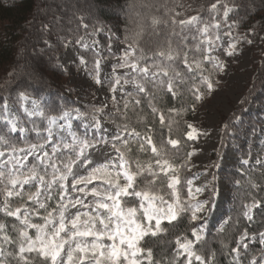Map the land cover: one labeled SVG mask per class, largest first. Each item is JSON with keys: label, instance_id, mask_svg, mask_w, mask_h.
<instances>
[{"label": "trees", "instance_id": "16d2710c", "mask_svg": "<svg viewBox=\"0 0 264 264\" xmlns=\"http://www.w3.org/2000/svg\"><path fill=\"white\" fill-rule=\"evenodd\" d=\"M186 1H190L191 11L183 19V16L177 13L178 0H57L54 4L49 0H0V136L8 141L7 144L0 142V147L11 150L12 146L24 148L29 144L44 142L43 137L47 136L45 131L47 118L60 116L63 111L75 112L76 108H79L85 115H96V108L74 100L71 92L65 87L67 74L59 65L57 56L69 39L78 41L89 30L115 24L121 37L130 43L133 42L137 32L141 33L133 61L135 57L141 55L140 49H143V54L147 58L138 62L149 66L152 71H158L157 68L151 67L156 64L165 67L169 76L175 80L176 86L173 91L178 94L172 95L164 85H159L158 80L152 81L150 76L146 80L144 74L135 73L130 77L139 84H144L146 90L128 92L125 96L126 102H120L117 112L105 114V118L118 130H123L124 125H127L129 131L135 129L136 132L141 133V136L150 135L157 146L162 140L166 141L169 138L181 140L178 151L173 150L170 145L167 147L172 162L176 165H185L180 168L181 183L177 187L181 197L186 200L188 188L186 181L192 177L189 169L191 161L187 154L191 153L195 142L189 139L186 133L189 131L192 112L199 106V101H194L189 89L193 83L200 86L202 92L205 91V87L200 81L201 70H195L193 65L194 71L190 72L182 56L168 61L153 53L166 49L168 41H171L174 49L188 53L189 64L193 60H203L204 75H210V78L214 79L218 76V71L213 70L212 62L203 59L207 49L204 29L207 28L208 35L215 40L214 17L216 15L219 20H223L224 11L230 6L232 9L227 19L237 22L240 29L247 31L249 28H254L264 32V0ZM216 3H218L217 9L213 10L211 6ZM132 12L135 14L134 17L130 16ZM192 16L198 19L192 23H180V21H189ZM153 18H157L160 22L153 25ZM82 53L88 61L89 68L95 74L97 56L93 51ZM175 72L181 73L182 78L187 82L181 83L180 79L175 77ZM193 76L195 80L192 79ZM158 79L166 82L168 77L159 74ZM113 82L114 80L111 79L108 83ZM154 83L157 86L154 87ZM21 93L40 101L41 111L45 115L32 117L26 115L22 110ZM246 96L241 109L227 119L222 148L232 137L230 131L234 126L236 127L237 117H249L250 122L255 124L253 117H247L245 108L252 102L264 103V53L254 83ZM137 100L139 104L136 103ZM8 102L14 108L20 127L27 129L26 136L11 131V125L5 120L4 106ZM126 103L127 107H125ZM193 103L195 107L191 108L190 105ZM153 107L157 112H153ZM170 109L177 111L170 112ZM160 114L165 117L163 123L159 119ZM172 121L176 123L172 124L170 133L168 125ZM74 133L82 139L100 140L96 135L84 130L82 123L79 122L75 123ZM129 139L132 151L127 152L126 157L138 158L141 162H152L154 170L158 171L151 151L140 152L135 142L137 138ZM118 148L124 151L122 143L118 144ZM259 151L264 153V145L259 146ZM247 156L248 150L245 146L242 157ZM69 157L74 159L75 152L63 148L62 152L56 155L54 163L60 162L59 168H62ZM33 164L37 166L38 172L44 175L45 167L36 159L31 161L25 172L28 174ZM221 171L225 172L223 178L231 185L233 204L228 211V219L222 231L215 230L204 235V240L196 245V250L204 255L206 260L210 259V253L214 252L215 258L212 264H253L255 256L264 250V243L261 240H253L255 242L251 244L247 253L244 252L242 260L237 259L233 249L237 248L243 234L258 235L264 232V164L248 166L243 163L238 168L227 171L221 169ZM47 172L49 174L52 172L51 167ZM50 177V175L45 176L47 179ZM6 183L4 180V187ZM137 184L142 186L143 179L138 178ZM34 191L36 187L32 186L24 193ZM165 198L168 199L167 196ZM126 200L129 206L137 203L133 198ZM60 202L61 191L55 188L51 193V199L46 198L45 208H40L35 201L28 200L26 195L8 199V206L11 211L17 207H29L34 212V222L41 223L49 212L59 209ZM253 204H256V207H253V216L249 220L244 213L248 206ZM0 224L5 225L4 229L0 230V261L3 264H24V261L20 260L19 245L22 239L20 231L25 225L16 216L7 215L1 207ZM198 226V221L190 220V213H183L172 223L162 221V227L167 228V232L160 233L156 237H146L142 246L152 248L154 261H158L159 264H173V260H176V264H184V256L176 259L178 247L176 238L183 239L186 236L194 239L191 229ZM27 231L32 238L36 236L34 228H27ZM6 235L9 241L4 240ZM24 256L31 264H50V261L36 252H26ZM193 264L198 262L193 261Z\"/></svg>", "mask_w": 264, "mask_h": 264}, {"label": "snow or ice", "instance_id": "6c2138e0", "mask_svg": "<svg viewBox=\"0 0 264 264\" xmlns=\"http://www.w3.org/2000/svg\"><path fill=\"white\" fill-rule=\"evenodd\" d=\"M215 8V5L212 6ZM228 11H225L227 16ZM198 17H192L189 21H180L181 24H187L195 22ZM153 25L158 24L160 21L157 18H153ZM85 27H87L85 25ZM207 32V28L204 29ZM140 32L135 34L133 42L128 45V49L123 54V63L118 64L117 67H129L132 69H139V72L144 74L145 79H149L150 67H140L138 61L145 60L147 57L143 54L144 50L140 49L141 55L135 57L136 62L129 63V58L135 56V52L139 46ZM127 39V38H126ZM219 39V37H217ZM87 47V45H85ZM235 49V45L230 46ZM209 52L212 49H208ZM229 55L232 54L230 51ZM153 55L166 58L168 61H173L179 57H183V62L188 65L190 72L195 70L200 71V81L205 87V91L202 92L200 86L193 83L189 89L194 101H200L204 99L208 94L207 90L214 87V82L211 80L210 75H204L202 70L203 60H193L191 64L188 61V53H181L177 49L172 47L171 41H168V47L166 49H160ZM204 60L215 61L213 63V70H222L223 62L217 58L205 55ZM83 63V60H81ZM97 68L99 66V61ZM151 67H155L158 71H151L150 79L157 81L159 85H164L172 95L178 93L173 91L175 80L169 76L168 70L161 64H156ZM174 71V70H173ZM159 74L168 77L167 81L158 79ZM175 77L180 79L181 83H186L182 78V74L175 72ZM195 80V77H192ZM120 78L117 77L116 83H119ZM96 82L100 83L98 74ZM130 81L125 80V83ZM154 87L157 86L155 83ZM139 91L144 92L146 89L144 84L137 85ZM129 95H131L129 93ZM21 97L27 100L28 97L21 93ZM139 104V100L136 101ZM6 107V106H5ZM127 107V103L125 104ZM191 108L195 107V103L190 105ZM39 105L36 101H33V110L28 111L29 116H44L43 111L38 110ZM153 112H157V109L153 107ZM170 112L177 111L176 109H170ZM71 116L70 111H63L60 116H50L47 118V136L43 137L44 144H29L28 149H20L12 146L11 152H25L24 157H17L9 155L7 161L0 163V169L7 168L9 164L12 165L11 169L7 171L0 170V178H3L7 183L5 185V200L8 197H23L27 196L28 200L35 201L39 204L40 208H45V204L40 202L39 197L42 192L38 187L35 192L24 193L16 190V186L19 185L21 189L25 184H32L34 181L38 182L47 193L48 199H51V193L54 191L53 185H58L62 193L61 200L65 198L64 194L68 190V176H74L71 187L76 188L78 185L83 184L85 186L92 184L93 181H97L98 184L91 187L87 193L85 188H79L78 191L85 193V195H91L93 197L87 205L84 204L82 199H75L74 201L69 199L68 203H61L59 209H53L58 211V219L53 218L52 213L49 212L44 218L43 224H32L29 221L27 211L24 213L23 224L25 228L20 231L22 237L19 245L20 260L24 261V264H31L24 256L26 252H36L42 256L45 260L50 261V264H159L158 261H154L153 251L151 247H143L142 243L146 237H156L160 233L167 232V228L162 227V221H168L172 223L176 221L181 214L190 213V220H206L208 214L212 208V197L206 200H199L196 197L206 190V187H196L193 189L192 180H187V199H183L178 190V185L181 183L179 178L180 168L185 165H176L169 157L168 145L175 151L179 150L181 146L180 139L169 138L166 141H161L160 145L153 141L150 135L141 136V133L136 132L133 129L129 133L130 138H137L135 142L138 144V150L140 152L151 151L153 154V160L155 168L154 170L152 162H141L137 159H130L126 157L127 152H131L130 139H123L121 135L114 137V140L121 141L124 151L117 148L113 144V148L118 153V159H108L105 163L99 164L95 167L85 169L87 175H77L73 173V166L79 162L81 166L87 164L91 165L92 161L88 159L86 150L94 146L93 141L88 139L78 138L75 133H71ZM159 119L163 123L165 117L160 114ZM63 120L64 123H58ZM11 131H16L15 119L10 120ZM176 123L172 121L168 125L169 132L172 131V124ZM99 128V121L97 120L95 125ZM87 128V125H85ZM191 131L186 133L189 139L195 138L198 134V130L192 125H188ZM54 129L57 131L54 132ZM68 130L71 134L72 143H62L63 137H60L62 147L65 149H71L75 152V158L69 157L67 163H63V171L57 167L53 162V158L58 152L61 144H54L51 148V155L48 151H44V145L50 143L53 136H59V130ZM35 130V129H33ZM124 131L128 130V126L124 125ZM23 132L24 130L21 129ZM0 142L7 144L8 141L4 137L0 136ZM107 143V141H104ZM37 150L42 151L43 155H38ZM5 155L4 151H0V157ZM36 156V159L43 163L47 160L49 163L45 165L44 175H41L35 164L29 169L27 175L19 173L17 165L20 167H26L22 163V160H26L28 156ZM187 156H191L188 153ZM247 163V161H245ZM51 167L52 172L49 174L47 168ZM147 174V175H146ZM50 175L49 180H45V176ZM138 178L143 179V185L137 184ZM123 181V183L121 182ZM11 185V187H8ZM215 190H213V196H215ZM168 199H165V197ZM126 198H133L137 200L136 204L128 205ZM68 204H71L75 208L76 205H81L89 209V211L81 212L79 209L70 216H66ZM8 204L5 203L4 211L9 216L19 217L21 209L17 207L14 211L8 210ZM256 207V204L248 206V211L244 214L251 220L252 208ZM154 222V223H153ZM5 225L0 224V230H3ZM27 228H35V239L29 235ZM51 229V230H49ZM204 225L201 224L199 228H192L191 235L194 239L188 237H177V251L176 259L184 256V264H193V261L198 264H212V260L215 258V253H210V259L206 260L205 256L200 254L196 250V245L204 240ZM222 231V229H221ZM261 239L264 241V233H261ZM244 236H241V241L244 240ZM5 241H9V237H4ZM107 241V242H105ZM67 246V247H66ZM246 248L247 245H244ZM239 255V245L236 249H233ZM0 264H3L0 261ZM173 264H176V260H173ZM255 264V262H253Z\"/></svg>", "mask_w": 264, "mask_h": 264}, {"label": "rangeland", "instance_id": "374dc122", "mask_svg": "<svg viewBox=\"0 0 264 264\" xmlns=\"http://www.w3.org/2000/svg\"><path fill=\"white\" fill-rule=\"evenodd\" d=\"M50 1H52L51 4H54L57 0H49V2ZM189 2L190 1L186 0H178L177 13L183 16V19L187 17L189 11H191ZM214 5L215 8H213V10H216L218 3ZM229 9L230 11H228L227 16H225V11ZM231 9L232 7L230 6L226 7L223 20H219L215 15L213 21V28L216 34L215 40L205 32L207 45L206 55L222 61L223 67L222 70L218 71V76L211 79L214 82V87L207 90L208 94L205 95L204 99L199 101V106L193 110L192 116L189 119V125H192L198 130V134L193 138L195 142L190 156L191 166L189 169L192 172V177L190 178L193 182L192 187L195 189L196 187L207 186L206 190L196 197L197 199L206 200L212 197L211 212L208 214L206 220H197L199 222L198 228L201 224L204 225L205 231L203 235L224 228L228 219V211L233 204L231 185L223 178L225 176L223 173L225 172H222L221 169L227 171L232 168H238V166L243 163L248 166L264 164V153H260L259 151V146L264 145V103L257 104L252 102L247 105L245 108L246 115L247 117H253L255 119V124L253 125L250 122V119H248L249 117H237L235 119L236 127L234 126L230 131L232 137L230 140H227V143H225L222 148L224 141L223 134L228 122L227 119L231 118L241 109L243 101L254 83L264 53V32L254 28H249L247 31L246 29H240L237 22L227 19ZM134 15L133 12L130 14L131 17H134ZM192 17H190L189 20H191ZM217 37H219V39H217ZM48 42L52 43L51 41ZM129 44L130 42L125 41L121 37L118 27H116L115 24H111L110 26L105 25L89 30L78 41L69 39L64 48L59 51L57 61L67 74L65 87L71 92L75 98L74 100L84 105H89V107L96 108L95 116L85 115L81 113L79 108H76L77 110L75 112H71V133L75 132V123L79 122L82 123L84 130L89 131V133L91 132V135H96L98 139H100L99 141H94V139L90 140L95 142L94 146L86 150V155L88 159L92 161V164L81 166V164L77 162V164L73 166L74 174L80 176L87 175L85 169L103 164L108 159H118V153L113 148V144L118 148V144H121L123 139L130 138L129 133L131 131L118 130L112 122L105 118V114L117 112L120 102H126L125 96L128 92L139 91L137 87L139 83L130 76L135 73H143L139 72V69L117 67L118 64L123 63L122 57L125 50L128 49ZM233 44L235 45V49L230 47ZM85 45H87V47H85ZM208 49H212V51L209 52ZM83 51H93L97 56L95 58V74H93L89 68L88 61L82 53ZM230 51L232 52L231 55L228 54ZM81 60H83V63H81ZM97 61H99L98 68ZM132 62H136L133 61V56L129 58V63ZM210 62L214 63L215 61ZM139 65L140 67H144L141 63H139ZM151 71L152 70H150L149 76L151 75ZM97 74L100 83L96 82ZM117 77L120 78L119 83H116ZM111 79H113L114 82L110 84L108 82ZM125 80L130 82L125 83ZM33 101L38 103V110H42L40 101L28 97L27 100L23 99L22 101V110L26 115H28V112H26L25 109L28 111L33 110ZM5 106V120L9 123L10 120L15 119V132L21 133L22 136H26L28 131L26 128L20 127L12 104L8 102ZM97 120L99 121V128L94 126ZM58 123H64V121L60 120ZM85 125H87V128H85ZM21 129L24 131L22 132ZM55 131L57 130L54 129V132ZM189 131H191V129H189ZM118 134L122 137L121 141L114 140V137ZM60 137H63L62 143H72L70 132L66 129L59 130V136L54 135L52 141L44 145V151H48L51 155L52 146L54 144H61ZM104 141H107V143H104ZM34 144H44V142ZM245 146H247L248 156L244 158L242 157V152ZM20 149L27 150L28 147ZM62 150L63 147L61 144L56 155L62 152ZM65 150L71 151V149ZM0 151L5 152V155L0 157V163L7 161L9 155L17 157L25 156V152L12 153L11 150L1 147ZM37 154L43 155V152L37 150ZM56 155L53 158V162L55 161ZM34 159H36L35 155L28 156L26 160H22V163L25 164L26 167L17 165L19 173L22 174L21 178H23V175H27L25 171ZM245 161H247V163H245ZM48 163L49 162L45 160L41 164L45 167ZM59 164L60 162H56L58 168ZM11 168L12 165L9 164L7 168L4 169ZM60 169L63 171V167ZM73 179L74 176H68L67 183L69 187L67 193L64 194L65 198L61 200L60 204H67L69 199L74 201L79 198L87 205L92 201L93 197L91 195H85V193H87L91 187L97 185L98 182L93 181L92 184L87 186L80 184L76 188H73L71 187ZM45 180L47 181L49 178H45ZM3 182L4 179L0 178V207L4 210L5 203L8 204V199L12 197H8L7 201L5 200L6 192ZM121 182L123 183V181ZM32 186L36 187V190L38 187L41 189L42 194L39 199L40 202L46 204L45 200L47 193L38 182L34 181L32 184H25L23 189L17 185L16 190L26 192L27 189ZM8 187H11V185H8ZM55 188L59 189V186L53 185L54 190ZM79 188H85V193L79 192ZM213 190H215V196H213ZM36 205L39 206L38 203H36ZM19 208L21 209V214L17 218L22 223L25 211H27L30 223H44V220L41 223L34 222V212L29 207L23 206ZM77 209L81 212L89 211L88 208L81 205H76L74 208L71 204H68V209L65 213L66 216L74 214ZM8 210L11 211L9 207ZM51 213L53 218L58 219V211H51ZM251 215L253 216V208ZM260 234L249 235L245 233L242 235L245 238L243 241H241V239L239 240V255L237 259L242 260L244 252L247 253L250 250L251 244L256 241L255 239L262 241ZM33 239H35V237ZM253 240L255 241L253 242ZM262 242L264 243V241ZM244 245H247V247L245 248ZM235 254L237 257L236 252ZM253 262H255V264H264V250L255 256Z\"/></svg>", "mask_w": 264, "mask_h": 264}]
</instances>
